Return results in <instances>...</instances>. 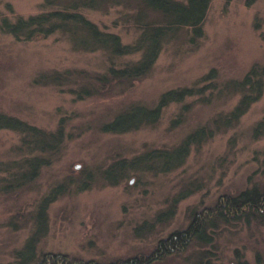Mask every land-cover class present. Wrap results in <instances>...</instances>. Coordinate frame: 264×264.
Here are the masks:
<instances>
[{
    "label": "rangeland",
    "instance_id": "rangeland-1",
    "mask_svg": "<svg viewBox=\"0 0 264 264\" xmlns=\"http://www.w3.org/2000/svg\"><path fill=\"white\" fill-rule=\"evenodd\" d=\"M42 1L0 0V21L49 9ZM136 5L137 0H104L81 12L131 43L137 36L131 17ZM203 32L197 45L188 42L186 30L166 40L152 69L131 86L77 97L70 90L88 85L106 68L102 52L75 50L59 33L23 40L0 30V113L47 132L61 123L65 134L58 153L41 154L52 155L50 163L21 183L23 161L36 152L23 133L0 129V264H128L133 257L151 255L170 233L185 230L194 215L213 222L205 225V238L194 237L150 264H236L239 259L262 264L264 218L252 213L248 219L216 218L213 209L244 189L264 190V132L254 133L264 121V88L228 128L215 126L214 120L235 105L238 95L214 90L209 101L187 98L191 104L178 126L170 122L182 103L167 105L153 125L124 133L101 129L117 113L134 104L153 106L163 91L192 85L211 68L217 72L215 83L221 84L241 78L253 63L264 64V0L249 5L246 0H211ZM54 75L60 83L52 82ZM204 124L217 129L192 145L179 167L167 172L130 168L117 184L102 178L112 162L173 147ZM59 184L64 187L46 208L47 229L36 244V256L22 261L17 252L34 230L37 205Z\"/></svg>",
    "mask_w": 264,
    "mask_h": 264
},
{
    "label": "trees",
    "instance_id": "trees-1",
    "mask_svg": "<svg viewBox=\"0 0 264 264\" xmlns=\"http://www.w3.org/2000/svg\"><path fill=\"white\" fill-rule=\"evenodd\" d=\"M103 1L43 0L42 6L49 9L26 17L18 16L13 21L3 18L0 21V30L11 34L16 39L23 40L59 33L75 50L102 52L108 62L104 71L94 74L88 85L78 90H70L75 92L77 97H85L94 93H105L119 85L131 86L134 80L140 79L152 69L164 42L173 38L181 30L188 32L187 40L191 45H197L204 34L203 22L211 0H137L136 10L131 16L137 29V36L131 43H123L118 34L100 29L81 12L82 8H92ZM253 1L246 0V5ZM258 26L256 24V27ZM132 55H137V57L118 62ZM58 76H52V82L60 83ZM216 77V69L211 68L192 85L163 91L153 106L134 104L117 113L111 120L104 122L101 129L111 133H124L142 126L153 125L158 122L167 105L182 103V111L170 122L171 126H178L184 121V112L191 104V102H186V99L198 97L199 101H209L214 90H218L217 94L238 95L235 105L214 120L215 126L228 128L234 125L251 104L260 98L264 88V64L253 63L241 78L228 79L221 84L215 83ZM207 90H209L208 94H206ZM1 128H10L23 133L26 145L36 152L23 161L22 170L18 176L21 183L35 178L40 169L50 163L53 156L45 157L41 154L58 153L65 135L61 123L54 131L47 132L4 113H0ZM216 129L205 124L199 125L187 133L177 145L147 149L130 160H116L103 169L101 176L108 183L117 184L126 170L130 168L171 171L182 165L192 145L199 144L211 136ZM263 132L264 121L261 120L255 126L254 133ZM63 187V184H59L51 188L38 203L34 230L23 248L17 252V256L22 258V261L28 262L35 258L36 244L47 229L46 208L51 201L56 199ZM213 211V216L216 218L227 215H244V218L248 219L250 213L264 218V190L256 187L244 189L234 196L226 197ZM161 215L157 216L158 220ZM202 216L194 215L185 230L170 233L159 241L151 255L144 258L133 257L128 264H150L161 254H170L176 249L185 247L194 237L199 240L204 239L205 225L213 222L206 220L205 215ZM61 257V260L67 263L65 256ZM52 262L55 263L54 260ZM43 263L42 260L41 264ZM70 264L81 263L72 261ZM82 264H90V262ZM198 264L215 263L206 261ZM236 264L249 263L239 259Z\"/></svg>",
    "mask_w": 264,
    "mask_h": 264
}]
</instances>
